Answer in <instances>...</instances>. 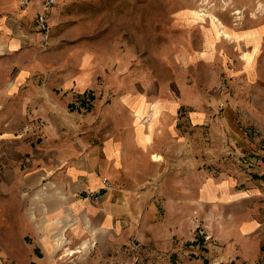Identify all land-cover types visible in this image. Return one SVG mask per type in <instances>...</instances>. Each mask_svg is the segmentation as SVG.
<instances>
[{
    "label": "crops",
    "instance_id": "obj_1",
    "mask_svg": "<svg viewBox=\"0 0 264 264\" xmlns=\"http://www.w3.org/2000/svg\"><path fill=\"white\" fill-rule=\"evenodd\" d=\"M21 1L0 0V264H52L55 230L91 231L102 247L133 238L141 202L153 198L175 214L202 206L230 213L232 236L262 242L264 181L237 170L205 174V162L196 164V130L209 149L212 117L228 123L214 132L236 142L223 94L188 78L201 65L211 76L205 62L221 59L213 26L200 48L148 60L145 37L122 30L115 43L94 27L99 0H56L44 42L34 26L40 0ZM254 31L264 38V25L226 28L234 41ZM88 88L98 91L90 110L70 111L71 96ZM82 190L102 197L91 203Z\"/></svg>",
    "mask_w": 264,
    "mask_h": 264
},
{
    "label": "rangeland",
    "instance_id": "obj_2",
    "mask_svg": "<svg viewBox=\"0 0 264 264\" xmlns=\"http://www.w3.org/2000/svg\"><path fill=\"white\" fill-rule=\"evenodd\" d=\"M44 2L40 0L39 12ZM96 4L90 10L95 15L94 27L106 30L115 43L121 38L122 30L130 29L132 36L133 33L139 35L141 43L145 37L148 60H153L155 53L181 54L180 46L183 45L200 48L207 40L208 43L211 41L209 28L213 26L212 38L218 39L221 35L223 42L214 49L221 59L205 62L213 67L211 76L206 75V66L201 65L191 70L188 78L199 83L203 91L211 89L212 95L223 94L224 103L230 110L233 126L230 131H235L233 138L236 142L222 138L220 129L214 132L215 126L228 123L220 116L212 117L211 136L205 140L209 149L206 145L202 149V135L196 130V164L205 162V174L210 172L218 176L225 169L237 170L247 177L264 181V38L260 32L254 31L236 34L234 41L226 32V28L250 31L263 26L264 0H99ZM74 8L70 6L72 12ZM51 9L47 11L49 25ZM37 15L34 26L43 37L36 22ZM241 36L244 40H238ZM131 45L134 50L139 47L134 42ZM148 63L151 70L157 67V72H162L166 78L164 68H159V64L154 67L152 61ZM96 97V89H84L71 96L67 107L70 111L74 108L87 112ZM230 131L227 137L232 136ZM202 166L200 164L199 168ZM104 185L110 187L107 181ZM86 191L94 192L82 190L83 199L91 203L100 201L99 192H94L99 195L97 200H90L84 196ZM153 199L141 202V208L144 209V203L146 207L141 213L138 233L132 235L133 238L123 237L117 242L110 239L108 246H99L97 234L91 231L80 234L76 229L71 232L70 229L55 230L50 234L56 241L51 263L264 264V239L260 242L261 238L252 234L232 236L236 226L232 214L205 206L196 207L192 212L183 208V212L175 214L166 203Z\"/></svg>",
    "mask_w": 264,
    "mask_h": 264
},
{
    "label": "built area",
    "instance_id": "obj_3",
    "mask_svg": "<svg viewBox=\"0 0 264 264\" xmlns=\"http://www.w3.org/2000/svg\"><path fill=\"white\" fill-rule=\"evenodd\" d=\"M55 2L56 0H45L42 11L39 12L37 15L36 22L43 33V37H42L43 41L47 39L49 29H50L49 15L47 11L54 6ZM26 4H27V0H22L20 6L25 7ZM84 196L90 200L92 199L97 200L99 197L98 194L94 192H89V191L84 192Z\"/></svg>",
    "mask_w": 264,
    "mask_h": 264
},
{
    "label": "bare ground",
    "instance_id": "obj_4",
    "mask_svg": "<svg viewBox=\"0 0 264 264\" xmlns=\"http://www.w3.org/2000/svg\"><path fill=\"white\" fill-rule=\"evenodd\" d=\"M220 22V21H219ZM226 36H228V34L227 33H224Z\"/></svg>",
    "mask_w": 264,
    "mask_h": 264
}]
</instances>
